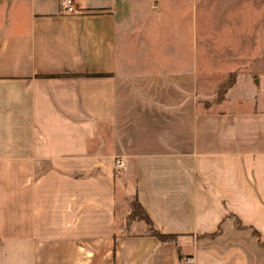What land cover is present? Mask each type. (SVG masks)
<instances>
[{
	"label": "crops",
	"instance_id": "1",
	"mask_svg": "<svg viewBox=\"0 0 264 264\" xmlns=\"http://www.w3.org/2000/svg\"><path fill=\"white\" fill-rule=\"evenodd\" d=\"M253 55L264 0H0V264H264Z\"/></svg>",
	"mask_w": 264,
	"mask_h": 264
},
{
	"label": "rangeland",
	"instance_id": "2",
	"mask_svg": "<svg viewBox=\"0 0 264 264\" xmlns=\"http://www.w3.org/2000/svg\"><path fill=\"white\" fill-rule=\"evenodd\" d=\"M256 50L257 49L253 48L252 53L255 54ZM231 62H233V60ZM234 62H235L236 68H243V66L245 65V67L250 68L251 71L247 73H242V74L232 73V72L221 74L220 83L217 86V89L215 90V92L213 93L212 102L216 103L215 102L216 100L224 97L227 94L231 85H233L237 81V79H243V78L250 82L249 84L251 85V87L240 89V91L237 94L238 96H243V97L246 96L248 98H253L255 96H259L260 94H263L264 92V72H259L257 70L264 69V56L261 57L258 55L257 56L253 55L249 58H235ZM210 91L212 90L210 89ZM207 103L209 104V102ZM244 106H249V103H243V105H241V107H244ZM140 216L141 214L139 213V211H136V215L133 219H128L127 216H125L123 220L119 223L118 231L120 232L138 231L139 229H137V227H135L132 224H133V221H141L144 224L143 220L139 219ZM144 228H145V231L147 232L146 227Z\"/></svg>",
	"mask_w": 264,
	"mask_h": 264
},
{
	"label": "trees",
	"instance_id": "3",
	"mask_svg": "<svg viewBox=\"0 0 264 264\" xmlns=\"http://www.w3.org/2000/svg\"><path fill=\"white\" fill-rule=\"evenodd\" d=\"M136 211H139V213L141 214L139 219L143 220L148 234L154 236L159 242H172V243L176 242V238H177L176 235L162 234L159 233L157 230H155L147 214L143 211V209L140 207L137 201L134 198H132L129 201V211L126 215L127 218L133 219L136 215ZM117 235L118 234L114 233L112 239L114 240L117 237Z\"/></svg>",
	"mask_w": 264,
	"mask_h": 264
},
{
	"label": "built area",
	"instance_id": "4",
	"mask_svg": "<svg viewBox=\"0 0 264 264\" xmlns=\"http://www.w3.org/2000/svg\"><path fill=\"white\" fill-rule=\"evenodd\" d=\"M60 9L65 14H70L75 9V0H60ZM116 166L119 168L122 166V162L120 160L116 161ZM181 264H191L188 259H185L181 262Z\"/></svg>",
	"mask_w": 264,
	"mask_h": 264
}]
</instances>
